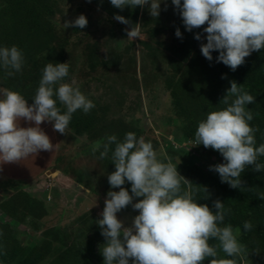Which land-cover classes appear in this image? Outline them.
I'll list each match as a JSON object with an SVG mask.
<instances>
[{
  "label": "rangeland",
  "instance_id": "1",
  "mask_svg": "<svg viewBox=\"0 0 264 264\" xmlns=\"http://www.w3.org/2000/svg\"><path fill=\"white\" fill-rule=\"evenodd\" d=\"M160 9L155 18L148 5L117 9L109 0H0V44H14L24 55L19 72L8 76L0 69V84L31 104L43 66L68 62L69 77L94 104L87 114L74 112L65 133H59L60 167L76 183H37L40 194L22 188L0 197V264H103L99 248L104 238L95 221L114 166L110 153L98 159L90 146L106 135L122 139L128 131L150 140L160 159L178 163L177 171L190 183L198 204L218 199L229 210L226 223L249 221L252 228L238 237L243 253L237 264H264V169L255 172L246 166L241 186L231 188L209 170L222 162L221 155L190 142L197 121L225 106L220 100L229 81L243 84L254 97L247 105L253 113L250 125L257 129V145L264 142V49L253 51L232 71L216 62L217 52L211 53L212 61L201 55L206 24L185 31L170 0ZM79 14L87 19L84 28H63L65 20ZM136 24L138 37L127 38ZM176 28L181 38L174 35ZM196 33L199 41L193 38ZM253 87L258 89L254 93ZM258 160L264 162V156ZM90 172L95 180L86 177ZM137 211L128 205L116 215L129 226ZM209 243L217 245L218 258L224 257L217 241L210 238Z\"/></svg>",
  "mask_w": 264,
  "mask_h": 264
},
{
  "label": "clouds",
  "instance_id": "2",
  "mask_svg": "<svg viewBox=\"0 0 264 264\" xmlns=\"http://www.w3.org/2000/svg\"><path fill=\"white\" fill-rule=\"evenodd\" d=\"M164 2L109 0L117 9L148 5L149 15L155 18ZM170 2L178 10L185 31L206 24L202 29L206 42L199 46L205 59L212 61L211 53L215 51L216 62L234 71L253 51L264 49V0ZM113 18L129 24L123 16ZM86 24V17L79 14L71 21L65 20L62 26L82 29ZM138 27L139 24L132 25L127 38H137ZM174 35L181 38L179 28ZM193 38L199 41L200 33ZM23 63L20 48L0 44V69L6 70V75L19 72ZM31 101L27 104L20 92L0 87V164L19 162L54 147L40 128L42 121L51 122L53 130L63 134L74 112L87 114L94 107L76 80L69 77L68 62H47L43 66ZM253 101L243 84L229 81L220 100L225 106L206 112L197 121L190 141L193 145L211 147L221 155L222 162L209 165V170L231 188L241 186V173L246 166L252 165L255 172L264 169V162L258 160L264 156V142L256 143L257 129L250 125L253 113L247 107ZM21 119L32 126L21 127ZM90 148L92 153H99L98 159L110 153L114 166V171L107 174L109 190L95 221L104 238L99 248L103 264H130L129 258L131 264H201L209 257L208 264H237L243 253L238 237L242 230L252 228L251 223L247 220L241 226L226 223L229 210L218 199L212 202L214 211L207 204H198L188 187L190 183L177 171L178 163L167 157L160 159L150 140L128 131L122 139L115 134L106 135L93 141ZM126 183L128 189L122 187ZM135 198L140 199L133 202ZM128 205L138 211L130 225L124 226L116 214ZM210 238L217 241L224 257L218 258L217 245L210 244Z\"/></svg>",
  "mask_w": 264,
  "mask_h": 264
},
{
  "label": "crops",
  "instance_id": "3",
  "mask_svg": "<svg viewBox=\"0 0 264 264\" xmlns=\"http://www.w3.org/2000/svg\"><path fill=\"white\" fill-rule=\"evenodd\" d=\"M0 87L5 86L0 84ZM20 126L27 127L32 126V124L31 122L26 123L21 119ZM40 128L48 135L50 143L54 147L48 151H38L36 154L19 162L0 164V197L7 195L6 193L13 194L16 189L22 190V188L35 195L36 193L40 194V190L37 191V188H39L37 183H76L74 177L63 173L60 167L62 158L59 148L62 139L61 135L53 130L51 122L42 121ZM50 174H52L51 178L49 177ZM86 177H91V180H95L91 172L87 173ZM47 200H50L49 196Z\"/></svg>",
  "mask_w": 264,
  "mask_h": 264
},
{
  "label": "trees",
  "instance_id": "4",
  "mask_svg": "<svg viewBox=\"0 0 264 264\" xmlns=\"http://www.w3.org/2000/svg\"><path fill=\"white\" fill-rule=\"evenodd\" d=\"M252 89H253V90H252L253 93L256 92V91L258 90L257 87H253ZM251 177H252V179H251L252 181L256 179V175H254V174H252ZM211 199H212L211 197H208L206 203L204 202V204H207V205L210 207L211 204H212V200H211ZM211 210H213V209H211Z\"/></svg>",
  "mask_w": 264,
  "mask_h": 264
}]
</instances>
